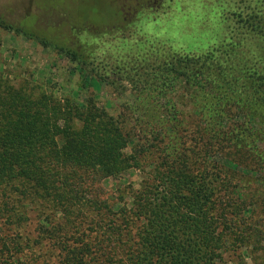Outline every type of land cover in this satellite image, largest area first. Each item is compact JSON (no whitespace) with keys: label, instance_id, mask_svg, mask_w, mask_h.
Returning <instances> with one entry per match:
<instances>
[{"label":"trees","instance_id":"obj_1","mask_svg":"<svg viewBox=\"0 0 264 264\" xmlns=\"http://www.w3.org/2000/svg\"><path fill=\"white\" fill-rule=\"evenodd\" d=\"M233 10L203 53L113 66L132 82L116 115L14 87L0 62V264H264V0ZM0 29L93 65L1 13ZM130 169L137 188L103 186Z\"/></svg>","mask_w":264,"mask_h":264},{"label":"rangeland","instance_id":"obj_2","mask_svg":"<svg viewBox=\"0 0 264 264\" xmlns=\"http://www.w3.org/2000/svg\"><path fill=\"white\" fill-rule=\"evenodd\" d=\"M239 1L0 0V13L8 19L24 22L66 44L84 46L93 63L88 68L79 66L32 40L0 29L1 69L14 87L54 93L61 103L67 97L77 104L95 100L97 109L116 115L131 100L132 82L125 78L112 81L124 77L122 73L113 75V66L122 65L127 74L134 75L130 70L134 64L157 52H205L226 36ZM96 72L107 73L109 80L99 87L89 83L91 80L84 82V73ZM77 91L79 97L75 98ZM256 147L264 153V141ZM140 180V172L130 169L102 183L112 191L129 184L137 188ZM245 263L252 261L246 257Z\"/></svg>","mask_w":264,"mask_h":264}]
</instances>
